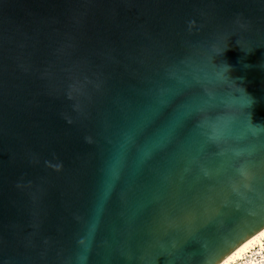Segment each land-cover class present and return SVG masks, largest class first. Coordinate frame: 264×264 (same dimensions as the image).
Instances as JSON below:
<instances>
[{"label": "water", "instance_id": "95a60500", "mask_svg": "<svg viewBox=\"0 0 264 264\" xmlns=\"http://www.w3.org/2000/svg\"><path fill=\"white\" fill-rule=\"evenodd\" d=\"M263 227L264 0H0V264H218Z\"/></svg>", "mask_w": 264, "mask_h": 264}, {"label": "bare ground", "instance_id": "6f19581e", "mask_svg": "<svg viewBox=\"0 0 264 264\" xmlns=\"http://www.w3.org/2000/svg\"><path fill=\"white\" fill-rule=\"evenodd\" d=\"M263 246L264 227L253 236L245 240L243 243H241L218 264H234L237 261L244 259V256L247 255L251 250L255 249L256 247L262 248Z\"/></svg>", "mask_w": 264, "mask_h": 264}, {"label": "snow or ice", "instance_id": "6c2138e0", "mask_svg": "<svg viewBox=\"0 0 264 264\" xmlns=\"http://www.w3.org/2000/svg\"><path fill=\"white\" fill-rule=\"evenodd\" d=\"M245 101L248 105L253 103L250 97L245 95ZM256 229L242 228L235 232L230 238L226 239L223 242L222 249L220 255L226 254L227 251L231 250L237 243H239L242 239L246 238L247 235H250L252 231Z\"/></svg>", "mask_w": 264, "mask_h": 264}, {"label": "rangeland", "instance_id": "374dc122", "mask_svg": "<svg viewBox=\"0 0 264 264\" xmlns=\"http://www.w3.org/2000/svg\"><path fill=\"white\" fill-rule=\"evenodd\" d=\"M234 264H264V246L262 248L256 247L245 255L244 259Z\"/></svg>", "mask_w": 264, "mask_h": 264}]
</instances>
